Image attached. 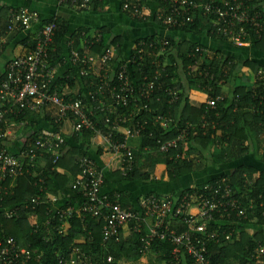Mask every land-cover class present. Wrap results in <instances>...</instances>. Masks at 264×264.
I'll use <instances>...</instances> for the list:
<instances>
[{
    "label": "built area",
    "instance_id": "built-area-1",
    "mask_svg": "<svg viewBox=\"0 0 264 264\" xmlns=\"http://www.w3.org/2000/svg\"><path fill=\"white\" fill-rule=\"evenodd\" d=\"M56 1L59 5L78 9L81 14L91 9V0ZM159 1L167 5L158 21L168 32L194 22L196 13H202L204 17H212L211 25L218 29V35L235 44L243 45L244 39L264 36V19L260 13L254 12L247 0H125L121 10L132 19L145 20L153 14L147 13L149 4L156 9ZM8 19L9 34H27L42 23L38 12L25 8H11ZM55 29V24H43L38 30L36 48L6 64V78L0 84V191L4 188L2 184L5 181L25 174L38 176L33 164L37 157L36 151L40 155L53 156L55 163L61 158L64 145L61 131L43 133L33 149L23 154L22 158L13 155L7 146V132L23 130L27 122H17L12 117L33 114L49 105L56 106L59 111L58 123L72 118L74 131L77 133L83 130H92L97 134L103 132L107 151L122 159L121 173L125 177L135 162L134 150L129 147L128 142L130 139L140 138L146 124L139 121L138 117L154 111L150 101L155 94L156 81L166 73V56L173 51L167 38H143L134 43L130 57L123 60L116 55L118 46L97 54L94 47L101 43V35L94 31L81 32L79 46L76 40L68 41L60 57V61L65 62L63 66L59 62H51L50 51ZM2 41L5 39H0V46L5 43ZM198 51L201 59L188 67L192 72L200 70L209 54L206 48H199ZM146 59H152L151 65L156 68L153 80L146 75L138 82L134 67L141 73L142 67L146 66ZM73 70L79 81H89L91 85L90 90L86 89L81 97L78 90L74 91L75 88L63 91L62 86L56 85L59 78L66 81L72 78ZM203 73L200 71L199 75L202 76ZM170 94L173 97L170 102L172 105L178 98L174 92ZM221 100V97L207 98L205 103L214 107ZM132 104L134 108L128 112ZM100 115H103L105 125L111 128L109 131L97 129L99 121L94 118ZM155 121L165 130L176 125V120L171 115L158 114ZM188 130L183 128L171 140L163 141L158 138L159 152L167 154L186 144L190 139ZM118 134L123 136V140L116 139ZM77 165L80 174L75 179L73 188L82 195L80 207L53 206L58 200H52L48 196L43 200L41 196H37L31 200L30 205L6 211V218H18L23 210L36 211L47 205L46 217L42 222H38L37 216H34L31 233H44L42 241L49 244L57 240L58 235L65 234L66 228L76 216L85 214L103 217L106 222L103 229L105 241L118 238L120 230L125 226H129L132 234L144 236L140 249L142 257L150 254L158 256L151 248L159 240L168 241L173 246L170 264H185L188 258L190 264H212L209 245L233 244L240 235L239 222L247 218V210L255 208L249 194L240 197L230 179L224 176L177 196L150 194L142 197L135 205L124 207L120 203V195L112 198L103 191L106 175L93 158L83 155L77 160ZM249 185H253V182L250 181ZM36 186L41 194L46 192L43 178H38ZM243 197L248 201L246 206L242 204ZM58 256L63 264L113 262L110 257L105 260L103 255L94 260L92 255L86 254L79 247H74L69 257L63 254ZM42 257L43 252L35 251L30 246L18 245L14 238L0 230V264H33L40 262ZM252 257L253 261L242 264H264V245L259 246Z\"/></svg>",
    "mask_w": 264,
    "mask_h": 264
},
{
    "label": "trees",
    "instance_id": "trees-1",
    "mask_svg": "<svg viewBox=\"0 0 264 264\" xmlns=\"http://www.w3.org/2000/svg\"><path fill=\"white\" fill-rule=\"evenodd\" d=\"M120 1L122 9L125 0ZM56 2L58 4V1ZM108 2L109 0H91V9L88 12L86 11L85 14L102 10L108 5ZM247 4L251 6L254 12L260 13L264 19V11L262 9L263 0H247ZM58 6L66 7L77 14H81L79 10L74 7L72 9L69 6L59 4ZM166 7V4L159 1L153 14L147 19L133 20L141 24L151 22L161 26L158 17L162 12H165ZM16 8L21 9L18 7ZM10 9L11 7L7 6L0 9V39L11 36L14 40L21 42L27 50L26 53H28L36 48L38 43V30L43 24H55L54 42L50 51L51 62H59L63 66L65 62L63 60L60 61V57L64 49H66L68 41L70 39L76 40L77 46H79L78 42L80 41L81 32H92L90 29L85 28L74 30L71 28L70 22L62 17H53L52 19L44 20L41 16V25L33 31H29L27 34H9L8 15ZM211 21L212 17H204L202 13H196L194 22L181 28H174L170 33L178 32L192 34L196 37L206 34L215 40L230 42L228 38L217 34L218 29L212 27ZM95 32L101 35L102 40L99 45L96 44L94 47V51L97 54H101L104 50L112 46H118L117 49L119 54L122 53V37L112 36L110 30L107 28H99ZM91 36L92 35H90V37ZM144 38L149 40L167 38L170 41L173 51L168 52L166 56L168 59L166 63V73L156 81L155 94L152 101H150V106L154 111L151 110V112L143 113L138 117L139 121L146 122L140 137L142 145L139 152H134V166L125 177L122 176L121 173V168L123 167L121 157L108 152V156L112 159V168H118V172L115 173L120 176L119 178L125 182L142 181L161 183L163 178L162 172L154 171L155 173H149L144 171L146 168L139 167L146 164L163 166L164 168H162V171H167L170 180L184 177L189 172H192L195 169L194 164L184 160L181 154V149L186 144L181 145L178 150L171 151L167 154L159 152V147L157 145L158 138L163 141L174 139L183 128L189 129V142H195L201 148L210 151L217 145L235 146L236 143L234 138L241 132H244L245 128L249 127L253 131H256L258 135L259 153L263 155L264 159V69H260L255 82L250 84L243 82L239 87H233L231 83L236 79V73L240 65L235 62L232 57L225 56L221 51L210 50L200 70L192 72L188 67L201 59V53L198 49L205 48L204 46L199 45L197 42L190 41L180 43L171 37H163V35H152ZM142 39L143 37L137 39L135 43ZM251 42H254L257 49L264 53V36L262 38L250 37L242 40L244 44ZM3 52H0V59L3 56ZM151 64L152 59H146L144 61L147 70L146 66H144L142 67V72H145V74L138 72L136 67H134V72L136 71L135 78L138 82H141L146 75L153 80L152 78L154 77L156 68ZM244 66L250 68L252 71L257 69L256 64L248 61L245 62ZM200 71L204 72L202 76L199 75ZM71 76L72 78L68 81L59 78L56 81V85L62 86L63 91L77 87L76 89H78L80 97L85 93L86 89L90 90V82H84V80L79 81L74 70ZM5 78L6 71L0 74V84ZM229 86L230 88L232 86L230 95L225 96L223 88ZM170 92H174L178 98L172 105H170V102L173 97ZM200 96H203L205 100L207 98L216 99L218 97H221L222 100L217 101L214 107L208 106L205 102L201 107L193 106L190 103L191 98H198ZM133 108L134 104L129 107L128 112ZM122 111H125V109H122ZM158 114L171 115L176 120V125L169 130L163 129L160 124L155 121ZM42 115L45 116L44 121L46 125L43 129L37 127L39 120H36L37 117ZM58 118L59 111L54 105L46 106L33 114H19L18 117L11 118L17 122H27L25 127V130H27V138L22 150L24 155L28 153L29 150L33 149L35 142L43 133L59 131L63 127L64 123H58ZM94 120L99 121L96 124L98 130L109 131L111 129L108 125H105L103 115L94 118ZM71 121L74 122L72 118ZM190 126H192V128ZM218 132H221V137L217 135ZM74 133L76 138L82 135L85 141H90L96 136V132L92 130H83L79 133L74 131ZM116 139L123 140V136L118 134L116 135ZM63 150L64 145L62 152ZM72 150L76 149L72 148L64 153V155L62 154L61 158L55 163V158L53 156H46L49 159L48 165L40 168L37 166V159L40 153L36 151L37 157L33 164L35 168L34 172L38 175L37 177L25 174V176L20 178L3 182L2 186L4 188L0 191V230L7 236L14 238L18 245L23 247L30 246V248L35 251L43 252L41 261L33 264H63L60 262L58 255L63 254L69 257L74 247H79L86 254L92 255L94 260L100 258L102 255L105 260L110 257L113 260L110 264H120L123 260H139L142 257L140 249L143 244L144 236L133 235L132 240L123 241L120 239V230L118 238L105 241L103 229L106 222L103 217L99 218L93 215L91 217V215L85 214L76 216L70 222L69 227L66 228L65 234L63 236L58 235L57 240L51 241L49 244L42 241L44 233L39 232L36 235H32L31 233L32 218L36 215L38 222H42L46 217L47 205L41 206L36 211H30L23 207V209L26 210H23L18 218H6V211L14 207L24 206L25 204L30 205L34 197L41 196L43 200H45L47 196L50 197L49 192L54 189V184H57L64 190V182L66 179H64V176L58 174L57 170L58 168L67 166L68 163H70L72 167H75L73 166L74 151ZM10 153L19 156V154H14L11 151ZM82 153L84 156H90L86 149H82ZM27 161L28 160H26V162ZM73 169L76 171L74 173L73 170L75 177L78 176L80 174L79 167L76 166ZM224 177L230 179L233 188L239 193L240 197L246 193L249 194L255 208L247 210V218L239 222L240 235L233 244L224 246L211 243L209 245L211 262L212 264H242L247 261H253L252 254L254 251L259 246L264 245V172L241 167L233 174ZM38 178H43L46 182V192L43 194L40 193L39 187L36 186ZM216 179L217 178L205 182L201 186L206 183H212ZM250 181L253 182L251 186L249 185ZM12 190H14L15 193ZM185 191L191 190L189 188L182 192ZM110 195L112 198H114L115 195H120V203L124 207L134 205L131 200L132 193L129 191H116ZM69 197V199L63 197L66 201V203L62 205L63 207L75 206V204L77 206V203L79 204L82 200V195H79L77 192H73ZM51 199L53 200L56 198L51 197ZM138 201L137 199V202ZM242 204L243 206L248 204V201L245 200L244 197L242 198ZM251 231L254 233L252 234ZM79 235L85 236V244L80 245L75 242ZM151 251L158 255L159 264H170L169 262L171 261L173 251L171 243L157 240L153 244ZM185 264H190L189 258L186 259Z\"/></svg>",
    "mask_w": 264,
    "mask_h": 264
},
{
    "label": "crops",
    "instance_id": "crops-1",
    "mask_svg": "<svg viewBox=\"0 0 264 264\" xmlns=\"http://www.w3.org/2000/svg\"><path fill=\"white\" fill-rule=\"evenodd\" d=\"M4 6L11 8H25L30 11L38 12L44 20H49L53 17H62L70 22L72 29L76 30L79 28H85L90 29L92 32H95L99 28H108L111 30L112 25V29H114L120 25L118 19L124 16L128 22L130 21L129 25L121 27L120 30H115V35H113L114 37L123 38V44L121 47L122 53L119 54V52L116 51V55L118 54L121 56V59L124 60L130 57L135 41L142 37L163 35V37H171L180 43L185 41L197 42L209 51H221L225 56L232 57L235 62L240 65L236 73V79L231 83L233 87H239L243 82L248 84L255 82L260 69H264V53L257 49L254 42L238 45L231 43V41L225 42L215 40L206 34L196 37L192 34H183L178 32L170 33L162 26H158L156 23L149 22L141 24L122 13L120 0H109L108 5L102 10L90 12L92 13V29L85 27L84 25L88 21L86 20V16L84 17L86 14H77L66 7H60L58 6L56 0H0V9ZM149 8L150 9L147 13L148 15H151L155 6L149 4ZM262 9L264 11V0ZM104 16H107V23L104 21ZM2 42L5 43L0 46V52L4 51L3 56L0 59V74L5 73L6 64L9 60L27 52L23 44L14 40L11 36L6 37L5 41ZM247 61L256 64L257 69L252 71L250 68H246L244 65ZM76 88L74 91L78 90ZM231 88L230 86L223 88L225 96L230 95ZM204 102L205 99L203 96L198 98L193 97L190 100V103L196 107H201ZM36 120H39V124L37 125L38 128L43 129L46 127L44 115L37 117ZM59 131H61L65 143L62 154L64 155V153L68 152L72 148L76 149L72 150L74 151L73 166H78L77 160L83 156L82 149H86L89 155L95 160L99 169L103 170L106 175L103 191L107 194H112L116 191H129L132 193L131 200L134 205L137 203V199L140 200L142 197L150 194L177 196L182 193V191L189 188L191 189L193 187L201 186L205 182L221 176L231 175L241 167H247L264 172V159L263 155L259 153L258 135L256 131H253L249 127L245 128L244 132H241L234 138L236 145L233 147L229 145H217L215 148L208 151L207 149L201 148L197 143L188 141L181 149V154L184 160L194 164L195 169L186 174L184 177L170 180L167 171H162V168H164L163 166H155L153 164L139 166L140 168H146L144 170L145 172H162L161 174L163 175V178L161 183L142 181L125 182L119 178L120 176L116 174L118 172V168H112L111 166L113 163L112 159L108 156L107 143L103 132L100 134L96 133V136L90 141H85L82 135L76 138L74 135V123L71 119L65 121L63 127ZM7 135L8 149L14 154H19L20 158H22V150L27 138V130H9ZM217 135L221 137V132H218ZM128 145L132 148V150H134V152H139L142 142L140 138L130 139ZM46 156L48 155L42 154L37 159V166H39V168L48 165L49 159ZM75 167H72L71 164L68 163L67 166L58 168L57 173L64 176L66 181L64 182V190H62V188H60L57 184H54L55 187L52 191L50 190V198L59 199L57 203H53V206L64 205L66 201L63 197L68 198L73 192H76L73 188L74 181L77 178V176L75 177L74 175L76 171L73 168ZM12 191L15 193L14 190ZM77 206L80 207V203H77ZM34 218L35 217L32 219ZM33 221L34 220H32V223ZM251 233L253 234L254 232L251 231ZM133 235L134 234H132L129 226H125L121 230L120 239L123 241H129L133 239ZM75 242L80 245L85 244V236L79 235ZM150 255L152 257V254ZM145 257H141L137 261H130V263L144 264L145 261L143 259ZM152 259L153 260L150 259L152 261L151 264H159L158 257ZM126 261L127 260H123L122 262ZM149 263L150 261L145 264Z\"/></svg>",
    "mask_w": 264,
    "mask_h": 264
},
{
    "label": "rangeland",
    "instance_id": "rangeland-1",
    "mask_svg": "<svg viewBox=\"0 0 264 264\" xmlns=\"http://www.w3.org/2000/svg\"><path fill=\"white\" fill-rule=\"evenodd\" d=\"M86 16V20H88L84 25H85V27H88V28H91L92 29V13H87L86 15H84V17ZM104 18V21L107 23V16H104L103 17ZM118 21H119V24L120 25H118L117 27H115L114 29H112V26H111V30H110V32H111V35L113 36V35H115L114 34V31L115 30H120V28L121 27H123V26H127V25H129V22L127 21V19L124 17V16H122L120 19H118ZM132 23V22H131ZM108 29V28H107ZM155 256V257H154ZM151 257V255H147L143 260L145 261V263H148V261H150V263L149 264H151V260H153L152 258H156L157 256L156 255H152V257ZM151 259V260H150ZM144 263V264H145ZM121 264H134V263H130V261H126V262H122Z\"/></svg>",
    "mask_w": 264,
    "mask_h": 264
}]
</instances>
